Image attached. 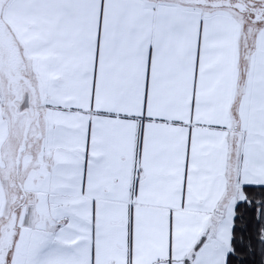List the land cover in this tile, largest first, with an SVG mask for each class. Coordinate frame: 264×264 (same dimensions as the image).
Segmentation results:
<instances>
[{"label": "snow or ice", "instance_id": "obj_1", "mask_svg": "<svg viewBox=\"0 0 264 264\" xmlns=\"http://www.w3.org/2000/svg\"><path fill=\"white\" fill-rule=\"evenodd\" d=\"M0 264H264V0H0Z\"/></svg>", "mask_w": 264, "mask_h": 264}]
</instances>
